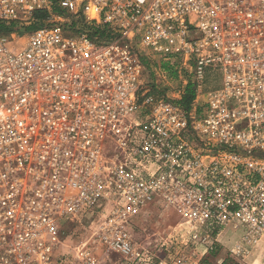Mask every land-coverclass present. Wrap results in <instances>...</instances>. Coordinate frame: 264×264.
I'll return each instance as SVG.
<instances>
[{"label": "built area", "instance_id": "built-area-1", "mask_svg": "<svg viewBox=\"0 0 264 264\" xmlns=\"http://www.w3.org/2000/svg\"><path fill=\"white\" fill-rule=\"evenodd\" d=\"M37 11L23 47L0 35V264H200L228 232L249 256L264 238V0H0L3 23ZM146 52L178 63L176 86L157 68L172 97L151 90ZM150 206L182 218L161 249L182 238L192 255L137 243Z\"/></svg>", "mask_w": 264, "mask_h": 264}, {"label": "rangeland", "instance_id": "rangeland-1", "mask_svg": "<svg viewBox=\"0 0 264 264\" xmlns=\"http://www.w3.org/2000/svg\"><path fill=\"white\" fill-rule=\"evenodd\" d=\"M31 23V22H30ZM27 24L26 26L30 25ZM47 23V21L44 22V25ZM28 34L26 32H20V33H13L8 35L13 39V42L16 44L18 48L23 47L26 44V41L28 39ZM14 36V38L12 37ZM148 55H145V65L148 68V72L150 74V81H159V88L164 89L166 94L169 97H172L175 94V89L172 87H169V84H165V82L162 81V79L159 78V74L157 73V66H155V63L161 60V57L156 55L152 52H146ZM145 53V54H146ZM174 62V61H173ZM169 76V75H168ZM182 77L189 78L188 74H185L183 72ZM174 84L175 86L177 83L179 84V77L175 78ZM221 84L220 77L217 80H214V76L211 74L207 75L206 78V89H211L213 87H219ZM133 222V236L137 243L139 244H145L147 246H150V249H152L154 252L159 254L160 257H165L167 259H171L178 255V253H186L188 255H192L194 251L193 244H189L188 246L185 243H181L183 240L182 238L179 240L178 243L174 242V244L170 245V249H161L162 245L168 241V238H175L177 236L179 229H180V223L182 222V218L180 217L179 213L174 211L173 209H162L155 206L148 207L144 212H142L140 215H138L136 218L132 220ZM179 227V229H178ZM79 229H81L79 227ZM66 232L68 233L70 231V226L65 228ZM82 232V230H80ZM241 233V232H240ZM240 235L234 234L231 232H228L226 234L221 235L220 238V244L222 246V250H220V253L215 258L213 263L222 264L224 259L228 258L231 260H234L237 264H264V238L261 242V244L256 247L246 258H238L236 256H233L230 253V250L234 243H236L239 240ZM210 252V251H209ZM208 252V253H209ZM206 253L203 257L207 256ZM202 261V260H201ZM200 261V264H201Z\"/></svg>", "mask_w": 264, "mask_h": 264}, {"label": "trees", "instance_id": "trees-1", "mask_svg": "<svg viewBox=\"0 0 264 264\" xmlns=\"http://www.w3.org/2000/svg\"><path fill=\"white\" fill-rule=\"evenodd\" d=\"M54 11L56 13H62L59 8H54ZM49 17V13L47 11H37L33 15V20L31 21L29 26H26L27 24L20 25L15 22H10V23H3L0 22V35H10L12 33H20V32H26V33H31L34 30L43 27L44 22L47 21ZM70 29L72 30H84L88 33L89 37L91 38H100V40H104L110 37V34L108 33L107 30H101L100 28H96L94 26H89L85 25L80 18L76 19L70 26ZM145 58H143V63ZM146 66V65H145ZM155 66H161L169 75V77L175 79L179 77V68H178V63L165 59L164 57H161V60L155 63ZM147 68V66H146ZM148 69V68H147ZM150 75V74H149ZM151 90L162 95H166V92L164 89H160L159 86L157 85L155 81H151ZM196 98V89L195 85L193 84L191 77L189 76L188 78V83L185 86L184 93L180 99V104L182 107L186 110H190L192 107V103ZM220 250H222V246L220 244H216L214 249L211 250L207 256L202 258L201 264H215L213 261L215 258L218 256L220 253ZM217 264V263H216ZM222 264H237L234 262V260L231 259H224Z\"/></svg>", "mask_w": 264, "mask_h": 264}]
</instances>
